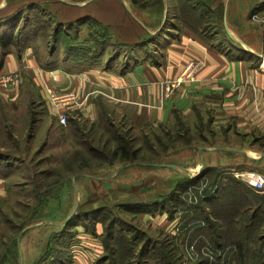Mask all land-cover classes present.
I'll return each instance as SVG.
<instances>
[{
	"label": "rangeland",
	"instance_id": "rangeland-1",
	"mask_svg": "<svg viewBox=\"0 0 264 264\" xmlns=\"http://www.w3.org/2000/svg\"><path fill=\"white\" fill-rule=\"evenodd\" d=\"M129 3L152 26H189L214 45L246 54L254 67L263 64L264 0ZM50 35L42 30L39 40ZM107 36L95 24L69 40H81L79 53L105 51L113 59L125 52L105 46ZM23 88L15 103L0 101V158L14 164L0 199V264H264V193L254 190L255 202H218V214L216 202L202 200L219 176L244 183L230 168L248 169L236 166L238 152H222L240 142L207 114L134 125L101 106L95 119L73 115L60 124L41 120V92L31 83ZM207 157L216 166L200 177ZM252 167L264 173V160ZM188 176L197 180L193 189H183ZM174 188L175 202L152 204Z\"/></svg>",
	"mask_w": 264,
	"mask_h": 264
},
{
	"label": "crops",
	"instance_id": "crops-1",
	"mask_svg": "<svg viewBox=\"0 0 264 264\" xmlns=\"http://www.w3.org/2000/svg\"><path fill=\"white\" fill-rule=\"evenodd\" d=\"M17 13L20 18L28 17V29L35 28L38 18L47 21L46 29L52 34L59 27L60 36L39 40L41 36L31 35L9 44L0 68V101L15 103L23 86L31 83L41 92L45 105L41 120H57L45 86L76 90L80 103L67 109L68 118L95 119L101 106L134 125L162 126L176 114H207L214 125L240 142V146H221L222 152H238L236 166L260 170L252 166L264 160V56L263 64L256 68L246 54L214 45L189 26H152L129 0H0V19ZM95 24L108 35L105 46L118 45L125 52L113 59L105 51L79 53L85 47L81 40L68 39L78 37L82 30L91 31ZM3 28L0 24V33ZM145 38L138 48L126 49ZM123 56L124 65L118 66ZM192 59L204 62L197 80L182 83L166 96L165 81L175 78ZM14 71L21 72L19 85L7 79ZM259 141L261 149L257 148ZM215 166L207 157L205 167ZM13 167L11 164L9 173ZM230 170L236 171L235 177L241 172L236 167ZM219 171L225 174L228 168ZM7 188V175L0 173V199ZM229 191L243 193L237 196ZM253 191L246 183L214 186L211 202H255ZM236 196L238 200L233 199Z\"/></svg>",
	"mask_w": 264,
	"mask_h": 264
},
{
	"label": "trees",
	"instance_id": "trees-1",
	"mask_svg": "<svg viewBox=\"0 0 264 264\" xmlns=\"http://www.w3.org/2000/svg\"><path fill=\"white\" fill-rule=\"evenodd\" d=\"M18 14L20 13H17V14H13V15H10V16H7L5 18H1L0 19V24L1 25H4V28L2 29L3 31L0 33V68L1 66L3 65V55L8 51L9 49V44L10 43H17L18 40H26L27 39V36H36V35H41L42 33V30L43 32L44 31H47L48 29L47 28V21L46 20H40L37 18L36 22H35V28L33 29H28V17L27 16H22V18H20V16H18ZM54 38L52 40H55V39H58V37L60 36V29L59 27L58 28H55L53 30V35ZM69 40V39H68ZM96 40H99L98 38ZM147 40L146 38L143 39L141 42H138V43H135V44H130L127 46V49L130 51L132 49H136L139 47V45L143 44V42ZM68 49H70L68 47ZM70 119V118H69ZM123 151H127L126 148L123 146ZM7 159V158H6ZM5 158H0V173L1 174H7L8 172H5V171H9V167L10 165L12 164L11 162L8 161V159L6 160ZM69 168V167H68ZM70 170H73V168H69ZM214 169V167H206L204 169V172L202 174H200V177L202 175H206L209 171H212ZM199 177V176H198ZM221 176H219L216 180L218 181H214V183H210L208 185V187L206 188L205 192H204V195L202 196V200H204V202H211V200L213 199L215 193H212V189L214 186H221L222 184H230V183H223V182H220L219 180L222 179L220 178ZM194 178L192 177H186L185 178V186L183 187V189H191L193 186L196 187L195 183L197 180H193ZM193 183L191 184L190 182ZM177 188H174L172 189L168 195L166 196H163V197H160L158 198V200H152L151 202H155L156 204L160 203V202H175V199L177 197H179V194L180 192H178L176 190ZM193 189V188H192ZM171 200V201H170ZM153 204V203H152ZM154 205V204H153ZM215 205V203L213 204V206ZM152 206V205H151ZM218 207V210L217 211V214L219 211H222L223 209V206L218 204V202H216V205L214 206V209ZM157 209L156 208H153L152 210H149L151 213H155ZM161 211V210H160ZM223 212V211H222ZM77 215V214H75ZM83 215V214H82ZM81 215V216H82ZM78 216V215H77ZM76 216V218H77ZM224 220V219H223ZM221 221L219 223V229L223 230V232L217 234V237L219 238L218 241L216 242V244H218L219 246H221V248H223L224 244L222 242V240L224 238H226L224 236L225 234V225L228 224L226 220L224 221ZM216 222V220H214ZM200 227L203 226V224L205 223L204 220L200 221ZM93 236H95V234H92ZM240 245V244H239ZM241 247H239L240 249V252H239V256L242 258L243 257V253L242 252V244L240 245ZM63 258V261L64 263H66V258L62 257ZM100 258V257H99ZM99 258H97V261L99 260ZM96 264H100L99 262H97Z\"/></svg>",
	"mask_w": 264,
	"mask_h": 264
},
{
	"label": "built area",
	"instance_id": "built-area-1",
	"mask_svg": "<svg viewBox=\"0 0 264 264\" xmlns=\"http://www.w3.org/2000/svg\"><path fill=\"white\" fill-rule=\"evenodd\" d=\"M202 59L189 60L180 70L179 74L173 79L165 81V95L170 96L173 92L184 82H192L197 80L198 73L203 67ZM13 84L19 85L21 82V72L14 71L7 76ZM46 93L50 103L55 106L56 117L60 124H67V109L73 105L80 103V97L76 90L68 89H54L45 86ZM241 181L248 184L253 190L264 193V173L257 169H249L237 173Z\"/></svg>",
	"mask_w": 264,
	"mask_h": 264
},
{
	"label": "bare ground",
	"instance_id": "bare-ground-1",
	"mask_svg": "<svg viewBox=\"0 0 264 264\" xmlns=\"http://www.w3.org/2000/svg\"><path fill=\"white\" fill-rule=\"evenodd\" d=\"M264 56V55H263Z\"/></svg>",
	"mask_w": 264,
	"mask_h": 264
}]
</instances>
